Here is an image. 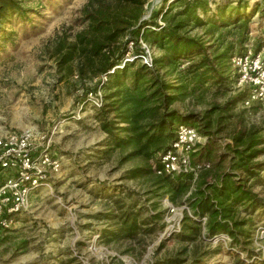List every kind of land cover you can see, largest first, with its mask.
<instances>
[{
  "label": "rangeland",
  "instance_id": "obj_1",
  "mask_svg": "<svg viewBox=\"0 0 264 264\" xmlns=\"http://www.w3.org/2000/svg\"><path fill=\"white\" fill-rule=\"evenodd\" d=\"M17 1L24 17H12L0 28V136L28 128L52 134L53 152L61 160V170L51 184L52 189L39 190L29 211L18 216L10 230L1 233L0 264H154L175 257L188 264L194 253L203 264H239L236 252H227L223 243L212 241L214 237L227 238L226 234L215 235L211 242L198 238L194 243H185L179 237L181 221L185 214L190 217L184 208L193 216L186 198L199 182L212 181L216 172L211 165L224 154L225 145L231 143L233 136L254 132L257 139L264 140V106L244 107L247 93L236 88L232 74L226 94L212 88L176 98L169 110L181 116L194 115L201 125L210 122L209 131L217 147L212 163L199 162L197 154L212 140H206L196 130L202 139L192 157L199 167L194 175L196 182L186 196L171 203L168 197L153 198L151 192L159 187L155 175L127 178L130 170L144 167L148 161L129 157L130 147L118 149L109 145L110 138L98 120L106 104L104 97L109 94L106 88L102 90L103 106L97 109L92 104L97 79L121 54L126 58L131 53L138 67L144 65L140 57L148 53L153 64L146 67L156 69L154 59L163 53L144 42L143 31L138 38L135 34L146 28L158 31L164 27L166 19L179 10V5L171 4L175 0ZM214 2L209 3L210 12L201 15L207 24L187 29L186 34L207 45H215L225 35V43L236 42L237 56L239 25L247 16L244 50L250 46L257 49L264 41V0H245L242 4L247 10L239 11L242 15L238 24L234 23L236 17L229 15L237 7L236 2ZM222 7L227 11L220 20ZM168 8L172 11L166 18L163 15ZM212 17L219 29L214 37L206 34L211 26L208 19ZM224 21H228L227 27H221ZM186 65L183 62L180 69ZM158 76L168 84L179 85L175 73L166 69L160 70ZM243 93L242 100L227 111L218 109L229 98ZM256 149L262 154L254 162L264 165V141ZM224 160L221 170L228 167V158ZM247 186L264 205V170L257 179L248 180ZM115 199L130 206L137 202L138 207L152 213L164 211L161 226L152 235H140L136 240L103 237L102 232L116 230L114 220L104 218L116 213ZM157 202L156 209L152 208ZM167 204L182 213L181 220L180 215L168 212ZM252 218L254 227L264 225V207ZM240 259L243 260L241 254Z\"/></svg>",
  "mask_w": 264,
  "mask_h": 264
},
{
  "label": "trees",
  "instance_id": "obj_2",
  "mask_svg": "<svg viewBox=\"0 0 264 264\" xmlns=\"http://www.w3.org/2000/svg\"><path fill=\"white\" fill-rule=\"evenodd\" d=\"M212 1H215V4L229 0L172 2V5H179V10L166 19L164 27L158 31L146 28L138 30L135 34L138 38L143 31L141 37L144 42L157 47L163 53V56L154 59L156 69L152 70L144 65L136 67L134 61L128 62L124 68L116 69L109 75L103 87L109 94L104 97L106 104L104 103V108L98 114L101 129L110 138V146L118 149L130 147L132 151L129 157H142L148 161L146 166L130 170L127 178L155 175L158 178L155 184L162 193L151 192L154 199L168 197L171 203H175L178 198L186 196L192 183L196 182L194 174L156 175V171L162 167L160 156L170 148L179 126L194 128L206 140H212L197 154L199 162L212 163L215 156L217 144L213 140V133L209 131L210 122L201 125L194 115L181 116L176 111L169 110L176 98L184 93H205L215 88L217 92L226 94L231 84V74L235 77L231 59L234 57L236 42L225 43V35H222L215 45H207L201 39L186 34L187 29H198L207 24L201 15L206 16L210 12L209 3ZM230 1L236 2L238 7L229 11L230 17H236L234 23L238 24L242 15L239 11L247 10L246 5L242 4L245 0ZM171 11V8H168L163 16L167 18ZM219 11L222 14L218 18L223 20L227 10L222 7ZM12 17H24L20 3L17 0H0V28ZM214 20L215 17L208 19L211 26L206 34L210 37L219 32ZM248 21L245 16L239 25L237 56L245 52ZM227 22L224 21L221 27H227ZM137 38L133 39L134 45ZM124 58V54H121L120 58L107 65L103 74L120 66ZM183 62L187 65L180 69ZM163 69L175 73V82L179 85L173 86L161 80L158 72ZM234 81L236 82V77ZM243 97L244 93L233 99L229 98L224 107L218 109L225 112ZM255 136L254 132L249 135L241 132L232 137L230 144L225 145L224 154L211 165L212 170L216 172L212 181L200 178V181H203L196 185L185 200L192 210L193 217H206L204 229L197 220L185 214L181 221L182 233L179 236L182 242L194 243L198 238L209 241L215 235L226 234L230 241L224 249L227 252H236L239 264H264V261L255 257L251 248V238L256 228L252 217L264 207L258 196L247 186L248 180L257 179L259 173L264 170L263 164L254 162L262 154V151L256 148L261 146L264 140ZM195 154L192 157L196 156ZM225 158H228V167L221 170ZM192 165L196 166L193 161ZM202 169L206 170L204 167ZM113 203L116 213L107 214L104 218L114 220L116 230L102 232L103 237L136 240L140 235H152L159 224H162L165 213L162 210H154L152 213L144 207L145 211L147 210L144 216V209L138 207L137 202L130 206L121 199H115ZM157 204L158 202L153 204L152 208L156 209ZM135 207L138 208L134 209ZM196 254L194 253L195 256L188 264H203ZM240 254L245 255L243 260L240 259ZM154 264L187 263L186 260L175 257Z\"/></svg>",
  "mask_w": 264,
  "mask_h": 264
},
{
  "label": "built area",
  "instance_id": "obj_3",
  "mask_svg": "<svg viewBox=\"0 0 264 264\" xmlns=\"http://www.w3.org/2000/svg\"><path fill=\"white\" fill-rule=\"evenodd\" d=\"M131 55L129 53L120 66L99 76L92 100L95 108L100 109L103 106L102 90L109 75L116 69L124 68L126 63L133 62L136 57ZM140 58L145 66L152 67L153 60L148 53ZM231 67L236 77V88L247 93L244 107L253 104L264 106V41H261L257 49L250 46L242 55L234 56L231 59ZM201 143L202 139L194 128L179 126L170 148L160 156L162 167L156 171V175H196L199 167L192 165V155ZM60 170L61 160L53 152L52 134L47 135L34 128H28L0 136V235L12 228L18 216L29 211L32 199L39 190L52 189L51 184ZM166 206L170 214L180 215V220L182 219L183 215L178 209L170 204ZM184 209L191 218L205 226L206 217L197 219L187 208ZM228 240V237H214L212 241L214 244L223 243L227 247ZM209 241L211 242V239ZM251 243L255 257L264 261L263 224L254 229ZM241 256L245 258V255Z\"/></svg>",
  "mask_w": 264,
  "mask_h": 264
}]
</instances>
